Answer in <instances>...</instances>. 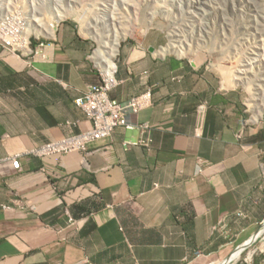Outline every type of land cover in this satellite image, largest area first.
<instances>
[{
  "label": "crops",
  "instance_id": "1",
  "mask_svg": "<svg viewBox=\"0 0 264 264\" xmlns=\"http://www.w3.org/2000/svg\"><path fill=\"white\" fill-rule=\"evenodd\" d=\"M17 3L0 0V11L14 17ZM45 28L41 53L34 32L31 48L0 42V160L21 161L0 166V264H203L261 229L264 112L246 124L242 97L220 86L217 69L151 44L128 42L116 57L114 99L151 91L134 128L90 153L30 154L91 128L75 100L102 81L87 38ZM146 123L151 146L128 145ZM63 205L74 222L44 220Z\"/></svg>",
  "mask_w": 264,
  "mask_h": 264
},
{
  "label": "rangeland",
  "instance_id": "2",
  "mask_svg": "<svg viewBox=\"0 0 264 264\" xmlns=\"http://www.w3.org/2000/svg\"><path fill=\"white\" fill-rule=\"evenodd\" d=\"M14 1L23 6L20 12L28 15L23 36H28L30 48L37 42L34 41L33 31L40 33L39 48L43 49L42 45L48 44L50 40L47 39L51 37L42 36L45 32L38 31V27L42 30L46 26L49 31H55L54 35L70 27L89 40L92 52L98 50L97 53L107 58L111 57L110 52L103 50L102 45L109 38L112 42L120 39L118 54L114 59L120 58V52L128 42L151 44L163 50L170 44L173 48L169 52L184 54L183 58L188 61L191 59L217 69L220 86L225 84L228 89H236L242 97L247 118L253 121L252 115L256 109L252 100L254 91H249L239 81L249 75L253 78L254 71L264 69V0H73L71 5L76 8L74 11L87 14L90 22L94 18L96 26L90 31L84 29L80 16L74 13L54 22L57 14L51 15L54 13L51 7L53 0ZM54 1L57 5V1ZM158 1L163 7L156 6ZM68 3V0L63 2ZM38 6L41 9H37L38 17L33 21V16L37 15L32 14L33 9ZM48 7L51 8L49 11ZM40 16L43 21H39ZM20 25L13 24L14 27ZM240 245L238 243L218 255L205 257L203 264L228 257ZM232 264H264V235L244 251L238 262Z\"/></svg>",
  "mask_w": 264,
  "mask_h": 264
},
{
  "label": "built area",
  "instance_id": "3",
  "mask_svg": "<svg viewBox=\"0 0 264 264\" xmlns=\"http://www.w3.org/2000/svg\"><path fill=\"white\" fill-rule=\"evenodd\" d=\"M27 16H25V12L19 11L16 16L10 17L7 15L6 10H1L0 42L5 40L4 43L14 50L24 48L22 33L24 23L28 19ZM13 24L21 25L14 27ZM40 49L36 52L41 53ZM98 66L103 75V82L90 86L84 95L76 99L77 105L87 113L92 122V127L84 131L68 133L61 139H54L36 146L29 151L30 154L45 157L75 151L89 152L91 145L110 137L117 127H132L129 115L139 112L148 103V95L133 97L123 102L112 99L110 91L116 84L115 67L106 66L101 60H99ZM141 142L146 143L147 141L142 139ZM4 162L12 163L17 170L21 169L19 155H10L0 160V166ZM8 206L5 207L8 208Z\"/></svg>",
  "mask_w": 264,
  "mask_h": 264
},
{
  "label": "bare ground",
  "instance_id": "4",
  "mask_svg": "<svg viewBox=\"0 0 264 264\" xmlns=\"http://www.w3.org/2000/svg\"><path fill=\"white\" fill-rule=\"evenodd\" d=\"M11 1V0H10ZM19 1V0H18ZM57 1V5L56 3L54 4V0L53 2H51V7L54 9V13L51 14V15H55L54 17V22L56 21H61V19H64L66 18L70 13H74L76 15H79L80 16V19H81V23L84 27V29L87 31H90L91 28H94V25L95 23L93 22L94 21V18L92 20V22L89 21L88 17H87V14H85L84 12L83 13H79L78 11H74L76 8L74 7V5H71V2L73 3V0H68L70 2V4L68 3V5L66 4H63L64 0H56ZM146 1V0H144ZM150 1V0H149ZM156 1V0H155ZM20 2V1H19ZM159 3H157L156 6H159V7H163L162 4H160V1H158ZM163 2V1H162ZM24 3V2H23ZM105 6V3L103 4ZM110 5V4H108ZM145 5V4H144ZM165 6V5H164ZM167 7V6H166ZM101 8V7H100ZM105 10V9H104ZM114 17V16H113ZM122 17V16H120ZM43 19L42 16H40V20L39 21H43L41 20ZM47 19V18H46ZM96 20V19H95ZM96 26V25H95ZM83 29V28H82ZM180 30V29H179ZM38 31L43 33L42 30L38 27ZM84 31V30H83ZM178 31V30H177ZM182 32V30H180ZM91 33V32H90ZM176 35H178L177 32H175ZM24 35V34H23ZM27 37V42H28V36ZM104 37V36H103ZM106 37H109V36H106ZM120 40V39H119ZM119 40L116 41V42H112L111 41V38L107 39L104 44L102 45V48L103 50H106L107 52H110V55L111 57H106L107 61H109L110 64L113 63V59L114 57L118 54V47H119ZM176 42L177 40L173 43V46L176 45ZM25 43V42H24ZM114 43V44H113ZM170 48H173V47H170V44L167 45V47H165V51H168L170 50ZM181 48V47H179ZM178 48V49H179ZM98 50H96L95 52V55L97 56L98 54L102 55L101 53H97ZM229 61V60H228ZM248 65V64H247ZM249 67V65H248ZM251 67V66H250ZM260 67V66H259ZM243 72V71H242ZM257 72V73H256ZM254 71V77L252 78L250 75L249 77H243V79L241 81H239V83H243L245 84V86L249 89V91H254V97H253V104H255L256 106V109L255 111L259 112V113H263L264 111V69H258V71ZM244 73V72H243ZM252 74V73H251ZM248 75V74H247ZM227 82V81H226ZM225 85V84H224ZM227 86V85H226ZM260 102H261V106L260 105ZM254 111V113H255ZM256 115V114H255ZM262 235H264V228L258 233V237H261ZM247 248H238L237 250H235L234 252H232L231 255H229L228 257L224 258L222 261H216L212 264H227L229 261H230V264H232L233 262H238L244 251L246 250Z\"/></svg>",
  "mask_w": 264,
  "mask_h": 264
},
{
  "label": "clouds",
  "instance_id": "5",
  "mask_svg": "<svg viewBox=\"0 0 264 264\" xmlns=\"http://www.w3.org/2000/svg\"><path fill=\"white\" fill-rule=\"evenodd\" d=\"M24 27H25V25L23 26V32H25V30H24ZM34 32V31H33ZM35 34H36V36L39 38L40 37V33H38L37 31H35L34 32ZM23 34V33H22ZM45 36H48V37H50V33H45ZM25 39H26V37L25 36H23V42L25 41ZM24 45H25V47L24 48H20V49H26V48H30L29 47V42L28 43H24ZM19 49V50H20ZM40 48L38 47V49L37 50H39ZM18 50V49H17ZM41 50V49H40ZM42 51V50H41ZM95 52H96V50L92 53V59H93V61H94V63L97 65V67H98V69H99V66H98V62H99V60H101V61H103L105 64H106V66H111V67H115V74H114V77H115V75H116V73H117V68H118V66H117V62H116V59H113L114 61H113V63L112 64H110L109 63V61H107V59H106V57H105V55L104 54H102V55H100V54H98L97 56L95 55ZM177 54H179L180 56H182V57H185V55L184 54H181V53H177ZM115 58V57H114ZM208 68H210V67H208ZM100 70V69H99ZM100 73H101V71H100ZM101 76H102V81L101 82H103V75L101 74ZM101 82H99V83H101ZM99 83H97V84H99ZM115 85H114V87H116V85H117V83H118V81H117V79H116V77H115ZM94 85H96V84H94ZM92 86V85H91ZM114 87L111 89V91L114 89ZM88 90V89H87ZM111 91H110V97L112 98V99H114L112 96H111ZM84 95V94H83ZM142 95H148L147 97H148V103L141 109V110H143L145 107H147V106H149V105H151V103H152V98H151V91H148V92H146V93H143V94H141V95H136V96H133V97H138V96H142ZM133 97H131V98H133ZM131 98H129V99H131ZM77 99V98H76ZM129 99H126V100H129ZM114 100H117V99H114ZM126 100H123V101H126ZM117 101H120V100H117ZM123 101H120V102H123ZM75 102H76V100H75ZM77 104V103H76ZM204 109V105H201L200 106V111H202ZM84 110V109H83ZM140 110V111H141ZM85 111V110H84ZM139 111V112H140ZM139 112H137V113H131L130 115H129V119H130V123H131V125H132V127H126V126H120V127H117L116 129H115V131L118 129V128H121V127H123V128H134L136 125L133 123V121H132V116L134 115V114H138ZM248 115V114H247ZM264 115V114H263ZM254 116H255V113H253V115H252V118H253V121H251L250 119H248L247 118V120H246V124H248V125H253V124H258V123H260V121H261V119L262 118H260V119H258V120H255L254 119ZM263 117V116H262ZM90 120V119H89ZM92 123V122H91ZM144 125H147V126H144ZM140 126V128L142 129V132H143V136H142V138L138 141V142H132V141H129V142H127V144L128 145H131V144H138V145H143V146H146V147H150L151 146V138L149 137V135H148V132L151 130V128H152V125H150V124H148V123H146V124H140L139 125ZM92 127V126H91ZM90 129V128H89ZM84 131V130H83ZM114 131V132H115ZM79 132V131H78ZM113 132V133H114ZM244 132V131H243ZM113 133H112V135H113ZM112 135L110 136V137H108V138H105V139H102V140H107V139H110L111 137H112ZM240 135H242V133H240ZM142 139L144 140H146L147 142L146 143H142L141 141H142ZM102 140H100V141H102ZM52 141V140H51ZM99 142V141H98ZM97 143V142H96ZM95 143V144H96ZM44 144V143H43ZM95 144H93V145H91L90 146V148H89V152H85V153H90V152H92V150H91V148H92V146H94ZM81 152H83V151H81ZM13 165V164H12ZM14 167V166H13ZM20 170V169H19ZM65 214H67L68 215V217H69V220L71 221V222H74L75 221V219H74V217L73 216H71V214L69 213V211L67 210V208H66V213ZM241 214V213H240ZM263 225H264V222H263V224H262V227H261V229L258 231V232H260L262 229H263ZM260 238V237H259ZM250 240V239H249ZM258 240V239H257ZM256 240V241H257ZM255 241V242H256ZM254 242V243H255ZM245 243V242H244ZM253 243V244H254ZM243 244V243H242ZM241 244V245H242ZM252 244V245H253ZM250 247V246H249ZM248 247V248H249ZM239 248V247H238ZM237 248V249H238Z\"/></svg>",
  "mask_w": 264,
  "mask_h": 264
},
{
  "label": "trees",
  "instance_id": "6",
  "mask_svg": "<svg viewBox=\"0 0 264 264\" xmlns=\"http://www.w3.org/2000/svg\"><path fill=\"white\" fill-rule=\"evenodd\" d=\"M66 213V205H63L60 208H57L55 210H53L52 212L46 214L44 216V220L48 221V222H54L52 219H54L58 214H64Z\"/></svg>",
  "mask_w": 264,
  "mask_h": 264
},
{
  "label": "water",
  "instance_id": "7",
  "mask_svg": "<svg viewBox=\"0 0 264 264\" xmlns=\"http://www.w3.org/2000/svg\"><path fill=\"white\" fill-rule=\"evenodd\" d=\"M264 228V225H263ZM259 232H257L250 240L246 241L242 245L239 246V248H248L251 246L259 237L257 236ZM230 264V261L227 263Z\"/></svg>",
  "mask_w": 264,
  "mask_h": 264
}]
</instances>
